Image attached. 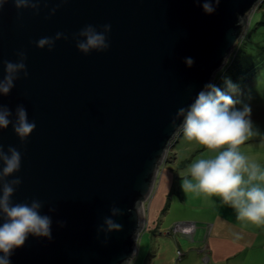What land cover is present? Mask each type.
Returning <instances> with one entry per match:
<instances>
[{
    "label": "water",
    "instance_id": "obj_1",
    "mask_svg": "<svg viewBox=\"0 0 264 264\" xmlns=\"http://www.w3.org/2000/svg\"><path fill=\"white\" fill-rule=\"evenodd\" d=\"M262 1L220 0L211 14L203 0H46L38 14L18 10L12 0L3 5L0 60L15 62L16 52L25 51L29 75L20 73L0 103L12 109L13 121L23 104L36 124L24 142L12 125L0 129L4 150L11 145L22 154L20 171L7 177L22 179L11 199H39L41 214L53 220L52 239L30 234L11 264L131 263L143 204L183 130L179 109L207 91ZM88 24L97 31L111 25L107 51L77 49L72 35ZM57 32L69 38L57 40L52 51L36 47ZM186 57L194 59L191 67ZM114 204L124 210L112 217L123 229L108 232L103 243L106 232L98 237L97 226Z\"/></svg>",
    "mask_w": 264,
    "mask_h": 264
},
{
    "label": "clouds",
    "instance_id": "obj_2",
    "mask_svg": "<svg viewBox=\"0 0 264 264\" xmlns=\"http://www.w3.org/2000/svg\"><path fill=\"white\" fill-rule=\"evenodd\" d=\"M8 0H0V9ZM16 8H30L39 13V5L46 0H12ZM200 3L201 0H194ZM213 3L218 5L220 0H203L202 7L205 13L215 12ZM56 8L50 10V16L54 15ZM102 31L92 24L85 25L72 38L76 40L77 49L89 54L92 50L97 52L107 51L110 47L107 34L111 31L110 24L100 26ZM67 40L69 37L57 32L54 37H41L35 44L40 49L47 48L52 51L55 43L60 39ZM82 38V39H81ZM17 60H0L4 66V75L0 78V96H7L14 88V82L23 73L27 78L29 73L25 61L27 54L20 50L16 52ZM195 63L191 57L185 58V64L191 67ZM226 84L231 91L236 86L226 79ZM209 91L201 90L194 101L187 108H180L179 113L183 114V134L189 141L206 146L209 150L221 149L215 156H205L193 160L186 175L180 176V187L183 192H203L210 196L221 198V202L236 212L238 220H247L253 224L264 223V168L261 164L250 161L238 149L250 137L259 135L254 130L251 120V109L245 105L242 110L235 109L237 103L232 96L213 84H206ZM12 109L0 103V129H7L12 125L13 131L22 142L26 141L29 135L35 130L34 121H29L27 109L23 104L15 107L13 121ZM22 161L21 152L14 146H8L4 150L0 144V264H11L10 257L16 248L25 245L28 236L52 239V217L42 215L40 209L45 203L39 199H32L31 202L12 201V196L22 183L19 176L8 180L7 177L20 171ZM247 174V179L244 178ZM255 182V183H254ZM49 212H55L53 206L48 208ZM111 216L103 219V224L97 226V234L105 231L106 237L103 243H107V233L113 230L121 231L123 225L118 223L113 216L124 215V210L115 206L109 209ZM60 227L65 226L64 221L56 222ZM107 225V228H104ZM190 229L186 228L185 232Z\"/></svg>",
    "mask_w": 264,
    "mask_h": 264
},
{
    "label": "rangeland",
    "instance_id": "obj_3",
    "mask_svg": "<svg viewBox=\"0 0 264 264\" xmlns=\"http://www.w3.org/2000/svg\"><path fill=\"white\" fill-rule=\"evenodd\" d=\"M262 2L261 6H257L250 14L245 34L223 67L216 73L211 84L219 87L237 101L233 106L235 109L242 110L245 105L250 107L254 130L258 131L259 135L250 137L239 146L238 150L250 161L257 162L264 168V1ZM226 79L236 86L235 91L228 88ZM209 90L207 89V91ZM225 148L227 145L214 151L209 150L194 140L189 141L184 136L183 130L174 137L160 165L153 192L159 189L165 178L166 170H168L173 182L171 190L174 191L172 194L175 203L174 210L183 212V216L187 219L181 220V222L190 221L194 228H188L190 236H184L182 231L175 228V223L171 224L167 230H161L163 229L161 228L155 232L153 228L143 227L138 235L136 252L130 264H141L142 259L146 258L155 246H158V237L164 235L170 236L171 234L175 243L181 244L177 249L179 254H177V250L175 251V262H180L189 254L188 245H191L198 253L207 251L209 250L207 242L210 236L215 233L228 232V229L223 227L225 225L230 226V230L235 229L238 235L245 234L244 240L247 244H251V249H247L243 255L232 259L229 264H264V250L261 248L264 238V223L253 224L247 220H238L234 209L223 204L220 197L210 196L203 192L185 193L180 187V176L187 174L188 166L193 160L205 156H215ZM244 178L247 179V174H244ZM179 195L182 196V200L178 197ZM143 207L147 214L149 201L145 202ZM193 231L195 232L193 233ZM229 235L231 238L235 237L234 233ZM200 243L202 244L199 247H195ZM202 245L205 246L204 249ZM188 263L197 264L193 258ZM199 264H205V258L201 257Z\"/></svg>",
    "mask_w": 264,
    "mask_h": 264
},
{
    "label": "crops",
    "instance_id": "obj_4",
    "mask_svg": "<svg viewBox=\"0 0 264 264\" xmlns=\"http://www.w3.org/2000/svg\"><path fill=\"white\" fill-rule=\"evenodd\" d=\"M172 184L173 182L170 172L166 170L165 178L159 189L152 192L147 200L149 201V210L147 214L145 212L144 228H153L155 232L157 229L161 228H163L161 230H167L173 223L192 224L190 221L181 222V220L187 219V217L183 216V212L180 213L179 211L174 210L175 203L172 198V194H174L171 190ZM178 197L182 200V196L179 195ZM171 208H173V211H171ZM223 227L227 228L228 232L215 233L210 236L207 242L209 250L198 253L191 245H188L190 252L180 262H175V251L181 244H176L175 240H173L174 237L171 234L170 236L164 235L163 237H158V246H155L153 251H151L146 258L142 259L143 261L141 264H190L188 261L192 260V258L193 260H196L197 264H199L201 257L205 258V264H229L232 259H236L237 256L243 255L247 249H251V244H247L244 240L246 237L245 234L241 233L238 235L235 229L230 230V226L225 225ZM194 232L195 231H193V233ZM230 233H234L235 237L231 238L229 235ZM184 236L190 235L186 233ZM201 244L202 243L199 245L196 244L195 247H199ZM202 247L203 249L205 248L204 245H202ZM261 248L264 250V238L262 239Z\"/></svg>",
    "mask_w": 264,
    "mask_h": 264
},
{
    "label": "built area",
    "instance_id": "obj_5",
    "mask_svg": "<svg viewBox=\"0 0 264 264\" xmlns=\"http://www.w3.org/2000/svg\"><path fill=\"white\" fill-rule=\"evenodd\" d=\"M190 228L193 229L194 226L193 225H183V224H176L175 228L179 229L180 231H182L184 234H186L187 232H185V230L183 228ZM183 229V230H182ZM188 235H190V233L188 232ZM177 254H179V250H177Z\"/></svg>",
    "mask_w": 264,
    "mask_h": 264
},
{
    "label": "trees",
    "instance_id": "obj_6",
    "mask_svg": "<svg viewBox=\"0 0 264 264\" xmlns=\"http://www.w3.org/2000/svg\"><path fill=\"white\" fill-rule=\"evenodd\" d=\"M263 1H264V0H263ZM262 3H263V2H262ZM262 3H261V4H262ZM261 4H260L259 6H261ZM172 191H173V190H172ZM173 192H174V191H173Z\"/></svg>",
    "mask_w": 264,
    "mask_h": 264
}]
</instances>
